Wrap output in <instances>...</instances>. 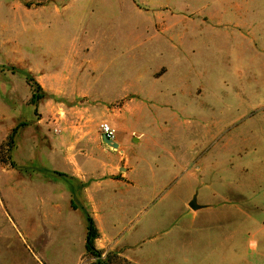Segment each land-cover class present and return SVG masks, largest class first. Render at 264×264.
Here are the masks:
<instances>
[{
	"label": "rangeland",
	"instance_id": "1",
	"mask_svg": "<svg viewBox=\"0 0 264 264\" xmlns=\"http://www.w3.org/2000/svg\"><path fill=\"white\" fill-rule=\"evenodd\" d=\"M75 152L136 194L98 189L111 241L49 202ZM88 216L102 257L264 264V0H0V264H94Z\"/></svg>",
	"mask_w": 264,
	"mask_h": 264
},
{
	"label": "crops",
	"instance_id": "2",
	"mask_svg": "<svg viewBox=\"0 0 264 264\" xmlns=\"http://www.w3.org/2000/svg\"><path fill=\"white\" fill-rule=\"evenodd\" d=\"M101 137V134H100ZM117 140V141H116ZM78 141L77 144H86L88 143V139L83 137V135L74 138L73 142ZM116 142H118V148L116 151L120 153V149L122 150L124 154V141H120L118 139H115ZM69 148V147H67ZM68 150V149H67ZM69 159V163H62L61 166L66 167L63 169L66 173L62 172L63 175H56L53 177L52 181H54V184L49 183L47 180H45L42 176H40L41 180L46 183V188L48 190L50 197L48 195L49 202H55L53 204H71V202H74L77 204L76 200L81 201L80 204H85L87 211L85 214H89L92 216L94 222L99 227V231L102 234V237L100 240L103 241H111L109 237H107V233L105 232V229L102 228V226L99 225L98 215L96 214L97 211H99L101 208L98 207L101 204L100 199H98V189L100 186H104L105 183L107 184L108 189H113L114 187H117L118 196L120 197V204H131L132 200L135 201V195L133 193V196L131 194V186L128 183H125L123 179H110L104 177V168H100V170L95 169L94 171H90L88 169L89 165L97 164L98 160L94 161L92 158V155H85L78 152H75L72 157H67ZM74 163V164H73ZM102 164V162H101ZM103 166V165H102ZM133 170L128 169L126 172L121 174V177H125L127 172L130 174ZM111 173V172H110ZM41 175V174H40ZM30 176V175H29ZM90 177H94L96 179L89 181ZM51 185L50 189L47 187ZM79 187V188H78ZM113 192V190H112ZM53 193H55L53 195ZM115 193V192H113ZM111 194V193H110ZM109 192L104 194V197H108ZM103 197V198H104ZM122 198V199H121ZM104 200V199H102ZM107 201V200H104ZM108 204V203H107ZM204 207H201L194 211H200V209H204L208 206V204H204ZM196 217H193L192 219H195ZM193 225H198L195 223V221H191ZM185 225V224H184ZM104 236V238H103ZM222 259H225L223 257Z\"/></svg>",
	"mask_w": 264,
	"mask_h": 264
},
{
	"label": "trees",
	"instance_id": "3",
	"mask_svg": "<svg viewBox=\"0 0 264 264\" xmlns=\"http://www.w3.org/2000/svg\"><path fill=\"white\" fill-rule=\"evenodd\" d=\"M15 129L16 128H14L12 130V134L15 132ZM87 220H88V236L86 239V249L90 253H93L95 255L96 260H95L94 264H120V263L136 264V263H131L125 259L118 260V258L116 257L115 254H112L109 252H106V254L102 257L101 256L102 251L95 250V248L93 246L94 239L98 237V231L92 222V218L88 216Z\"/></svg>",
	"mask_w": 264,
	"mask_h": 264
},
{
	"label": "water",
	"instance_id": "4",
	"mask_svg": "<svg viewBox=\"0 0 264 264\" xmlns=\"http://www.w3.org/2000/svg\"><path fill=\"white\" fill-rule=\"evenodd\" d=\"M101 140L104 144H106L107 146L111 147V148H114V149H117L118 148V142H116L115 140H112L110 138H107L105 136V134H102L101 135ZM188 206L193 209V210H197L201 207H204L205 205L204 204H199L197 202V193L195 192L191 199L188 201Z\"/></svg>",
	"mask_w": 264,
	"mask_h": 264
},
{
	"label": "built area",
	"instance_id": "5",
	"mask_svg": "<svg viewBox=\"0 0 264 264\" xmlns=\"http://www.w3.org/2000/svg\"><path fill=\"white\" fill-rule=\"evenodd\" d=\"M99 129L102 134H105L107 138H110L112 140L116 139V130L115 128L108 123L107 121H102L99 123Z\"/></svg>",
	"mask_w": 264,
	"mask_h": 264
}]
</instances>
